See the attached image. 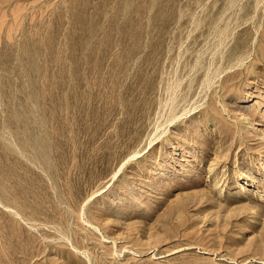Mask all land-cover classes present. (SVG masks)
<instances>
[{
  "label": "rangeland",
  "instance_id": "rangeland-1",
  "mask_svg": "<svg viewBox=\"0 0 264 264\" xmlns=\"http://www.w3.org/2000/svg\"><path fill=\"white\" fill-rule=\"evenodd\" d=\"M0 264H264V0H0Z\"/></svg>",
  "mask_w": 264,
  "mask_h": 264
},
{
  "label": "bare ground",
  "instance_id": "bare-ground-1",
  "mask_svg": "<svg viewBox=\"0 0 264 264\" xmlns=\"http://www.w3.org/2000/svg\"><path fill=\"white\" fill-rule=\"evenodd\" d=\"M175 88V87H174ZM173 111V110H172ZM133 156V155H132ZM211 170H212V168H208V171H207V173L208 174H213L212 172H211ZM209 176V175H208ZM214 187L216 188L217 186H216V182H214ZM38 201V200H37ZM39 203V202H38ZM14 217V216H13ZM12 216L10 217V218H13ZM54 221V220H53ZM61 221V220H60ZM55 223V222H54ZM59 230V229H58Z\"/></svg>",
  "mask_w": 264,
  "mask_h": 264
}]
</instances>
